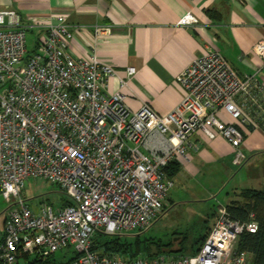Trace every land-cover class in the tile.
Segmentation results:
<instances>
[{
  "label": "built area",
  "instance_id": "2783aa9c",
  "mask_svg": "<svg viewBox=\"0 0 264 264\" xmlns=\"http://www.w3.org/2000/svg\"><path fill=\"white\" fill-rule=\"evenodd\" d=\"M41 24L14 9H0V192L10 203L0 261L14 264L23 254L47 256L69 248V264H255L238 250L247 221L219 208L209 235L192 255L135 257L95 248L101 234L149 229L163 213L174 181L166 168L190 160V138L198 131L225 137L235 148L233 163L243 165V127L264 133V85L255 74L242 76L219 51L196 58L179 77L181 102L159 114L148 102L138 111L126 104L128 77L97 54L74 57L68 47L73 28L67 16ZM188 13L179 21L193 25ZM96 26L95 32L112 31ZM36 35L28 48V33ZM263 61L264 39L254 45ZM111 78L119 88L108 93ZM226 111L234 122L220 116ZM40 178L58 185L71 201L36 213L25 185Z\"/></svg>",
  "mask_w": 264,
  "mask_h": 264
},
{
  "label": "crops",
  "instance_id": "0c3cea01",
  "mask_svg": "<svg viewBox=\"0 0 264 264\" xmlns=\"http://www.w3.org/2000/svg\"><path fill=\"white\" fill-rule=\"evenodd\" d=\"M0 9H14L41 24L57 23L65 15L73 28L68 47L72 56L95 53L125 78L128 68L135 67L137 74L125 92L133 111L148 102L159 114H168L183 97L181 72L210 51H219L239 74H255L264 85L263 61L253 49L264 39V0H0ZM188 13L198 22L179 24ZM96 26L113 29L96 33ZM118 88V78H111L107 92ZM220 116L234 122L224 110ZM243 130L245 164L260 177L264 133ZM189 154L188 161L176 160L175 183L187 184L196 199L213 195L216 181L233 163L235 148L222 135L210 138L198 131L190 138Z\"/></svg>",
  "mask_w": 264,
  "mask_h": 264
},
{
  "label": "rangeland",
  "instance_id": "374dc122",
  "mask_svg": "<svg viewBox=\"0 0 264 264\" xmlns=\"http://www.w3.org/2000/svg\"><path fill=\"white\" fill-rule=\"evenodd\" d=\"M35 41L36 35L29 32L27 45L30 50L34 48ZM245 163L243 165L228 164L229 171L226 170L225 177L218 178L216 181V186L213 188L214 194L202 193L203 198L200 199L193 197L187 184L184 185L179 181L175 183L172 177L174 184L165 202V213L149 229L142 233L132 232L129 233L132 235L125 237L132 241H135L133 238L159 239L167 244L161 255L169 257L192 255L209 235L220 207L228 205L233 200L241 201L240 194L243 189L264 188V175L257 177L255 169L253 173L252 167ZM23 193L27 203L36 213H40L42 208L49 205L55 208L60 207L68 198L58 185L40 178L29 179ZM11 204L0 192V240L5 233V221ZM74 255L75 252L69 248L55 253L56 258L62 262L68 261Z\"/></svg>",
  "mask_w": 264,
  "mask_h": 264
},
{
  "label": "trees",
  "instance_id": "16d2710c",
  "mask_svg": "<svg viewBox=\"0 0 264 264\" xmlns=\"http://www.w3.org/2000/svg\"><path fill=\"white\" fill-rule=\"evenodd\" d=\"M178 168L179 167L176 161L172 162L169 166H167L165 170L167 176L169 178L174 177V175L178 172ZM240 196L242 200H233L230 204L227 205V210L232 217L240 219L242 221H247L250 217V214L252 212H255L256 217L259 221V229L254 233H243L238 241V250L249 252L252 256L253 263L264 264V190L246 188L241 191ZM70 203L71 201L66 198L65 201L62 202L61 206H66ZM165 211L166 208L164 209L163 213H165ZM142 232L143 231L139 233ZM127 235L132 234L103 233L97 238L95 248H103L104 251L108 254H123L129 257H135L138 255L157 257L161 255V252H163V249L167 245L159 239L140 240L137 238H133L135 239V241H132L125 237ZM198 251L199 249L196 250V252H194L193 254L197 253ZM77 257L78 255L77 253H75V255L71 259L66 262H62L56 258L55 253L49 254L47 256L23 254L14 264H69L73 260L77 259ZM0 264L6 263L0 261Z\"/></svg>",
  "mask_w": 264,
  "mask_h": 264
}]
</instances>
